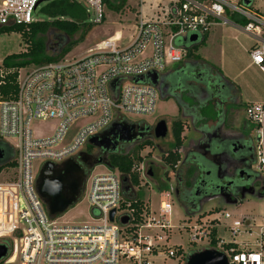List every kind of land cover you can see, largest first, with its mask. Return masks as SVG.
<instances>
[{"label":"built area","instance_id":"obj_1","mask_svg":"<svg viewBox=\"0 0 264 264\" xmlns=\"http://www.w3.org/2000/svg\"><path fill=\"white\" fill-rule=\"evenodd\" d=\"M53 1L0 0V28L39 22L38 14ZM259 1L167 0L156 7L154 18L135 25L131 42L123 48L112 36L77 59L18 70L15 97L0 101V141L10 147L14 162L7 181L2 177L10 169L0 172V243L8 250L0 263L165 264L182 257L183 247L171 244L181 229L171 224L167 190H156L154 204L150 197L139 199L134 186H124L117 169L90 172L83 191L88 183L86 198L96 216L67 225L57 222L60 217L47 216L34 182L44 163L59 165L76 158L91 137L112 123H127L125 115H151L160 97L145 78L160 77L169 65L187 58V49L174 43L177 39L194 34L200 41L216 26H235L253 42L247 51L250 64L264 73V0ZM69 2L84 10L90 25L103 23V0ZM243 113L254 127V167L264 177V102L247 104ZM36 120H53L56 126L50 135H35L31 124ZM138 156L141 162L130 172L146 179L144 158ZM226 207L218 204L212 216H188L184 229L189 244L222 252L228 264H264V219L254 240L245 241L242 236L250 235L252 220ZM122 217L127 218L125 225Z\"/></svg>","mask_w":264,"mask_h":264},{"label":"rangeland","instance_id":"obj_2","mask_svg":"<svg viewBox=\"0 0 264 264\" xmlns=\"http://www.w3.org/2000/svg\"><path fill=\"white\" fill-rule=\"evenodd\" d=\"M128 1L132 4H128ZM151 1L152 0H143L146 10ZM158 1L162 4H158L157 6L167 3V0ZM135 2L137 1L123 0L122 5L116 4L114 7L105 6V17L103 23L100 25H91V29L85 34L83 39L80 38L82 34L81 32H78L71 39L67 38L66 44H69L70 42H73L74 44L69 51L59 59V61H71L77 59L84 55L89 48H92L94 44L105 41L106 39L114 36V34H118L119 36V41L116 44L119 48H123L128 45L132 40L134 27L138 22V19H134L133 17V15H135ZM259 2V0H255L256 5H258ZM42 7L43 5L40 6V8ZM37 18L40 21L49 19L45 14H38ZM86 22V24L90 25L88 21ZM237 26L241 27L238 24ZM214 33L215 31L213 32L211 40L204 42L195 52H192L193 57L191 59L186 58L181 63L169 65L165 72L160 76L172 73L171 71L176 68L183 67L184 62L189 60H203L210 63L211 66L213 65L214 68L220 69L230 78L236 79V83L238 85H236L237 92L235 93V100L237 104L241 105V108H239L240 119L246 120L243 113V107L250 103L264 102V73L260 72L257 67L250 66L247 49L251 40L241 31V29L235 26H224L221 28V31L219 30L218 36L214 35ZM57 34L58 33L56 32H52L43 37L48 54L56 53L54 49H56V45L60 42V40L56 38ZM25 49V45L22 42L20 35L17 33H6L0 35V63L6 56L25 52ZM33 68L36 67L29 66L25 69L29 70ZM124 118L128 124L142 122L147 125H152L157 120L164 119L168 129L167 135L159 141H151V146H145L138 152V155L140 154L144 158V166L147 163H152L153 165H156L155 167L158 169L160 168L159 170H161L162 173H167L169 184H172L173 177L171 169L167 170L163 166L161 167L160 164L162 163H160L159 160L161 159V151L167 150L169 144L172 142L170 133V126L172 122L180 120L174 102L169 98L158 99L151 115L140 117L125 115ZM77 124L78 123L73 124V127L77 126ZM55 126L56 122L53 120H36L32 122L31 129L35 135H50ZM253 128L254 127H252V129ZM191 137V131L189 129L184 130V144ZM136 145L129 147L126 150V153L132 152ZM105 172H107L105 166L97 165L92 169L90 174L94 175L96 173ZM13 174L14 170H8V172L3 175L2 180L7 181L8 177H12ZM165 180L166 178L164 176L163 181ZM87 186L88 183H86L85 190L83 191L78 203L67 209V211L58 219V223L67 225L78 224L89 221L91 215L96 216L95 213L91 212L87 202ZM135 191L139 199H146L150 197L154 204H156L158 196L155 187L150 183L149 179L144 178V175L140 176L139 184L135 187ZM171 204L173 214L171 224L181 229V233L176 235L177 237L174 236L171 244L181 245L183 247V254L177 261L174 259H168L165 264H176L178 262L184 264L186 257L190 253L198 251V249L194 247V245L189 244L187 231L184 229V227L188 224V215L175 199L172 198ZM217 205L218 203L216 204V202L211 201L204 205L202 211L200 212L205 216L206 214L212 216L211 211ZM226 210L231 213H240L252 220L254 225L251 229L250 235L242 236L243 240L252 242L258 232V226L263 223L264 197L259 199L247 197L237 205L227 206ZM200 246L201 248L206 247L205 243H201ZM15 264H19V262Z\"/></svg>","mask_w":264,"mask_h":264},{"label":"flooded vegetation","instance_id":"obj_3","mask_svg":"<svg viewBox=\"0 0 264 264\" xmlns=\"http://www.w3.org/2000/svg\"><path fill=\"white\" fill-rule=\"evenodd\" d=\"M190 66L187 79L173 80L171 71L160 77L156 86L159 95L164 94L174 102L179 121H184L185 130L192 133L178 152L182 160L172 171L173 182L168 184L167 190L185 213L200 212L211 201L216 204L237 201L239 204L243 195L244 199L249 197L248 191L264 192V177L254 167L253 125L240 119L233 96L224 85L225 80L216 79L218 85H203L198 82L211 83L212 74H208L207 66L204 63ZM175 99L182 102L180 111ZM156 122L152 125L135 123L136 136L130 143L118 141L117 136L110 137L116 145L115 150L92 147L85 152L98 158L106 157L109 152H118L141 141H159L153 136ZM167 150H162L160 156L166 155ZM159 162L162 163L161 159ZM155 166L146 168V178L158 190L165 175ZM148 171L151 176L147 175Z\"/></svg>","mask_w":264,"mask_h":264},{"label":"trees","instance_id":"obj_4","mask_svg":"<svg viewBox=\"0 0 264 264\" xmlns=\"http://www.w3.org/2000/svg\"><path fill=\"white\" fill-rule=\"evenodd\" d=\"M248 1L251 2L252 0ZM103 2L105 6L108 7H114V5L116 4H123V0H103ZM42 13L47 15L49 19L31 23L30 25H27L25 27L22 26L0 28V35L6 33H17L18 35H20L21 40L26 48L25 52L6 56L0 63V81L2 82L0 86V101L11 100L15 97L17 92L18 70L27 68L29 66L40 67L59 61V59L63 55H65L74 44L73 42L66 44L67 38L71 39L78 32H81L82 34L80 38L83 39L85 34L91 29V25L86 24V14L84 10L80 6L70 3L69 0L53 1L43 7ZM234 21L236 20L234 19ZM52 32L58 33L56 35V38H58L60 42L56 45V49H54L56 53L48 54L43 37ZM205 37L206 35L203 37L202 41H200L196 45H192L189 43H185L184 45H182L179 39L175 40L174 43L178 46L185 47L187 49V58L191 59L193 57L192 52H195L198 49ZM193 61L195 62L184 63V67H181L179 70H173L174 74H172V79H187V75L190 74V65L197 62V60ZM207 68L209 69V75H211L213 71H216V69L211 65H208ZM160 77L162 78L163 75ZM190 78L192 80V75ZM216 79L220 80V78L215 77L212 74L210 84H206L204 83V81L198 83H201L203 85H218L219 83L216 82ZM224 85L228 86V92L233 96V101L234 103H236L234 108H241V105L237 104L235 100V93L237 92L236 86L232 85L228 81H225ZM159 96L160 99L166 97L164 94H160ZM166 98L168 99L169 97ZM175 100L178 110L180 111L182 108V102H179L178 99ZM245 106L243 107V109L245 108ZM185 125L186 124L184 123V121H175L172 122L170 126L172 142L169 144L167 154H164L161 157L163 167L167 170L173 169V167L178 165V163L182 160L181 154L178 153V150H180L184 145ZM145 146H151V142H139L130 153H126V150L129 148V146H125L118 152H109L106 156V161L109 164L110 168L117 169L121 173L124 186H138V175L131 173L130 171L135 162H141V158L138 156V152ZM90 149L91 147L89 145L86 146V150ZM0 151H2L3 153V158L0 160V172L6 169H12L14 167V162L12 161L13 152L10 147L6 143L0 141ZM164 175L166 180L157 187L158 191L169 190V179L167 178V173H165ZM128 176L130 177L129 180L127 179ZM132 205L133 207H138L139 203ZM91 212L93 211L91 210ZM198 212V210L194 212L188 211L186 214L188 216H191ZM178 264L181 263L178 262Z\"/></svg>","mask_w":264,"mask_h":264},{"label":"water","instance_id":"obj_5","mask_svg":"<svg viewBox=\"0 0 264 264\" xmlns=\"http://www.w3.org/2000/svg\"><path fill=\"white\" fill-rule=\"evenodd\" d=\"M244 4L248 5V0H244ZM200 41H198L197 36L193 34L186 38H182L181 44L184 45L185 43H189L196 45ZM159 78L160 77H157L155 74H149L145 79H148L149 82L156 87L159 85ZM137 80L142 81V78ZM136 127L137 124L112 123L110 127L101 134L91 137L88 140V145L106 151L109 149L115 150L116 145L112 142L110 137L117 136L118 141L130 143L136 136V133H134ZM167 133L168 129L166 122L164 119H160L153 127V136L155 139H163ZM2 158L3 153L0 151V160ZM80 164L84 165L85 168H82ZM97 165L110 168L106 161V157L98 158L86 152H80L76 158L68 159L59 165L46 162L41 166L34 182V189L44 205L46 214L50 219L60 217L67 211V209L78 203L83 192L85 179ZM150 165H152V163H147L145 164V167L147 168ZM147 175L151 176V172L148 171ZM248 195L254 199H259L264 197V192L257 193L256 191H248ZM241 200H244V195ZM219 204L233 206L237 205L238 202L231 201ZM114 213V210L109 213L110 222L113 220ZM120 223L125 225L127 223V218H120ZM7 251L6 245L0 243V262L7 255ZM184 264H228V260L220 251L214 249H202L190 253L186 257Z\"/></svg>","mask_w":264,"mask_h":264},{"label":"crops","instance_id":"obj_6","mask_svg":"<svg viewBox=\"0 0 264 264\" xmlns=\"http://www.w3.org/2000/svg\"><path fill=\"white\" fill-rule=\"evenodd\" d=\"M137 2H135L134 3V5H135V15H133V17H134V19H138V22L140 21V20H148V19H151V18H154V16L156 15V13H157V5L158 4H162L161 2H159L158 0L157 1H155V0H152L151 1V3H149V5H148V8H147V10L145 9V6H144V2H143V0H136ZM132 4L130 1H128V4ZM137 8V9H136ZM137 22V23H138ZM223 26H216V27H214V28H212L211 30H210V32L206 35V37L204 38V40H203V42H202V44L204 43V42H206V41H209V40H211V37L213 36V32L215 31V33H214V35H219V30L221 31V28H222ZM114 36H116L117 38H119V36H118V34H114ZM202 41V40H201ZM97 44V43H96ZM252 44H253V42L251 41V43H250V45H249V47H248V49L252 46ZM95 45V44H94ZM247 49V50H248ZM186 62H195V61H191V60H189V61H186ZM186 62H184V63H186ZM196 63H204L206 66H208V65H211L210 63H208V62H206V61H197ZM249 64H250V62H249ZM213 66V65H212ZM250 66H252L251 64H250ZM177 69V68H176ZM176 69H174V70H176ZM216 69V71H213L212 72V74L215 76V77H218V78H220V79H222V80H225V81H228V82H230L232 85H234V86H236V85H238L236 82V79H233V78H230L229 76H227L226 74H224L220 69H217V68H215ZM237 75V74H236ZM235 75V76H236ZM166 98V97H165ZM247 105V104H246Z\"/></svg>","mask_w":264,"mask_h":264}]
</instances>
